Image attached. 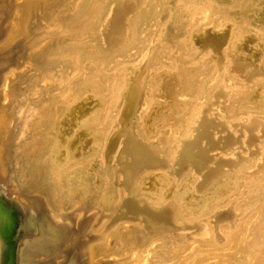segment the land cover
<instances>
[{"label": "bare ground", "instance_id": "obj_1", "mask_svg": "<svg viewBox=\"0 0 264 264\" xmlns=\"http://www.w3.org/2000/svg\"><path fill=\"white\" fill-rule=\"evenodd\" d=\"M0 264H264V0H0Z\"/></svg>", "mask_w": 264, "mask_h": 264}, {"label": "rangeland", "instance_id": "obj_2", "mask_svg": "<svg viewBox=\"0 0 264 264\" xmlns=\"http://www.w3.org/2000/svg\"><path fill=\"white\" fill-rule=\"evenodd\" d=\"M6 195L8 196L9 193H7ZM14 197H17V198H18V196H14ZM21 216H22V213H20V216H19V218H18V225H17V228H18V229L20 228V225H21ZM20 229H21V228H20ZM21 230H22V229H21ZM41 234H42V230L40 229V227L36 226V227H33V228L31 229V236H32V237L37 238V237L41 236Z\"/></svg>", "mask_w": 264, "mask_h": 264}]
</instances>
